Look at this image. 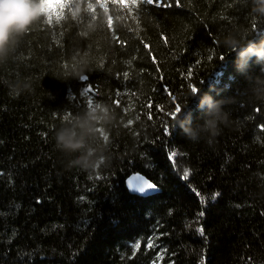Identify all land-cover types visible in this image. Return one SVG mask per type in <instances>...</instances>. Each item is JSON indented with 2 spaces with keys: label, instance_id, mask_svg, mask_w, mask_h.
I'll return each instance as SVG.
<instances>
[{
  "label": "trees",
  "instance_id": "trees-1",
  "mask_svg": "<svg viewBox=\"0 0 264 264\" xmlns=\"http://www.w3.org/2000/svg\"><path fill=\"white\" fill-rule=\"evenodd\" d=\"M54 2L0 61V264H264V103L220 43L264 40L251 0ZM18 79L31 90L14 98ZM193 87L229 101L211 145L175 126L203 115ZM97 106L113 119L97 124L93 159L111 164L69 168L54 133ZM132 171L160 191L129 201Z\"/></svg>",
  "mask_w": 264,
  "mask_h": 264
},
{
  "label": "clouds",
  "instance_id": "clouds-1",
  "mask_svg": "<svg viewBox=\"0 0 264 264\" xmlns=\"http://www.w3.org/2000/svg\"><path fill=\"white\" fill-rule=\"evenodd\" d=\"M56 7L54 0H0V61L7 59L16 39L27 32L34 21L42 15H49ZM251 12L258 17H264V0H251ZM220 43L225 49L236 52V68L249 81L247 95L250 100L264 103V74L253 76L249 72L253 58L264 65V40L255 43L238 31H228L222 35ZM84 78L86 77L81 76V79ZM7 87L9 95L14 98L31 90L27 79H18L7 84ZM192 97L199 98L198 108L203 112L201 119L194 124L190 118L184 119L178 115L175 126H179L188 141H204L211 145L224 128L231 124V112L226 108L229 101L213 98L208 93H194ZM111 119L113 117L107 107L97 106L72 121L63 122L56 129L55 147L66 156H72L68 162L69 168L94 172L98 164L110 166L111 161L107 157L93 159L96 152L91 144L97 136V124ZM76 153L79 155H74ZM261 177L264 178V173Z\"/></svg>",
  "mask_w": 264,
  "mask_h": 264
},
{
  "label": "snow or ice",
  "instance_id": "snow-or-ice-1",
  "mask_svg": "<svg viewBox=\"0 0 264 264\" xmlns=\"http://www.w3.org/2000/svg\"><path fill=\"white\" fill-rule=\"evenodd\" d=\"M143 4H145V5H152L153 4V0H143ZM158 6H159V4H157V7ZM124 75H125V77H127L128 74L125 73ZM84 79L86 80V78H84ZM89 91L90 90L85 89L84 96H88V92ZM191 91H192V93H197V89L195 87H193L191 89ZM179 113H181V107H180V105H176L175 106V111L173 113H171L170 115L172 117H175ZM65 118H67V117H65ZM164 132L165 133H168L169 132V129L168 128H165L164 129ZM173 155H175V154L173 153ZM188 175H189V170L186 169L184 171L183 178L184 179H187L188 178ZM134 181H139V183H135ZM128 184H129V187H138L141 192H143L145 189H155L156 188V185L155 184L150 183L149 181L144 180L143 178H141L139 176L132 177V179L130 181H128ZM200 215H203V213H200ZM199 231L202 233L203 232V229L201 228ZM135 247L138 248L139 245L137 244V245H135ZM149 247H152L151 243L149 244Z\"/></svg>",
  "mask_w": 264,
  "mask_h": 264
},
{
  "label": "bare ground",
  "instance_id": "bare-ground-1",
  "mask_svg": "<svg viewBox=\"0 0 264 264\" xmlns=\"http://www.w3.org/2000/svg\"><path fill=\"white\" fill-rule=\"evenodd\" d=\"M136 175L142 176L145 180L149 181L150 183L155 184L156 188L155 189H145L143 192H141L138 187H129L128 181L133 176H136ZM124 186H125L126 191L129 194V196L132 197V198H129V201L134 200L133 197H139V198L149 197V196H152L154 194H157L160 191V187L154 181L150 180L144 173H142L140 171L129 172L124 177Z\"/></svg>",
  "mask_w": 264,
  "mask_h": 264
},
{
  "label": "water",
  "instance_id": "water-1",
  "mask_svg": "<svg viewBox=\"0 0 264 264\" xmlns=\"http://www.w3.org/2000/svg\"><path fill=\"white\" fill-rule=\"evenodd\" d=\"M136 176H139V175H136ZM133 177H134V176H133ZM139 177L143 178L142 176H139ZM131 179H132V178H131ZM131 179H130V180H131ZM143 179H144V178H143ZM130 180H129V181H130ZM144 180H145V179H144ZM134 182H135V183H139V181H134Z\"/></svg>",
  "mask_w": 264,
  "mask_h": 264
}]
</instances>
